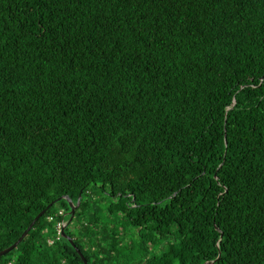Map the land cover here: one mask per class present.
<instances>
[{"label": "trees", "instance_id": "1", "mask_svg": "<svg viewBox=\"0 0 264 264\" xmlns=\"http://www.w3.org/2000/svg\"><path fill=\"white\" fill-rule=\"evenodd\" d=\"M43 209L0 264H264V0H0V251Z\"/></svg>", "mask_w": 264, "mask_h": 264}, {"label": "water", "instance_id": "2", "mask_svg": "<svg viewBox=\"0 0 264 264\" xmlns=\"http://www.w3.org/2000/svg\"><path fill=\"white\" fill-rule=\"evenodd\" d=\"M63 199H65V200H67V203H68V206H69V215H70V217H69V220H71L72 219V217H73V213H74V210H75V207L77 206V204H74L73 202H72V200L70 199V198H68V197H66V196H63ZM53 204V202H50L48 205H47V207H49L50 205H52ZM43 212H44V209L43 210H41L35 217H34V219H33V221L28 225V227L21 233V235L17 238V240H15V242H13L10 246H8L7 248H5V249H3V250H1L0 251V256L1 255H3V254H5V253H7V252H9L10 250H12V249H14L16 246H17V244L23 239V237L26 235V233H27V231L32 227V225H33V223H34V221H36L42 214H43ZM68 220V221H69ZM70 242L72 243V239H70ZM78 253L80 254V256L82 257V254L80 253V251H78ZM83 258V257H82ZM85 262V261H84ZM207 264V263H206Z\"/></svg>", "mask_w": 264, "mask_h": 264}, {"label": "built area", "instance_id": "3", "mask_svg": "<svg viewBox=\"0 0 264 264\" xmlns=\"http://www.w3.org/2000/svg\"><path fill=\"white\" fill-rule=\"evenodd\" d=\"M57 212H58V214L64 216V213H63V211H62L60 208L57 210ZM48 219H51V217H48ZM64 225H65V221L63 220V218H62L61 220H59V221L56 222V224H55V229H56V231H57V236H59V234H60V232H61V230H62V227H63ZM50 242H51V241H50ZM9 264H10V263H9Z\"/></svg>", "mask_w": 264, "mask_h": 264}, {"label": "rangeland", "instance_id": "4", "mask_svg": "<svg viewBox=\"0 0 264 264\" xmlns=\"http://www.w3.org/2000/svg\"><path fill=\"white\" fill-rule=\"evenodd\" d=\"M73 223H74V222H73ZM159 251H160V249L155 250L154 252H155V253H159ZM150 253H151V250H150Z\"/></svg>", "mask_w": 264, "mask_h": 264}, {"label": "snow or ice", "instance_id": "5", "mask_svg": "<svg viewBox=\"0 0 264 264\" xmlns=\"http://www.w3.org/2000/svg\"><path fill=\"white\" fill-rule=\"evenodd\" d=\"M125 143V146H126V142H124Z\"/></svg>", "mask_w": 264, "mask_h": 264}]
</instances>
